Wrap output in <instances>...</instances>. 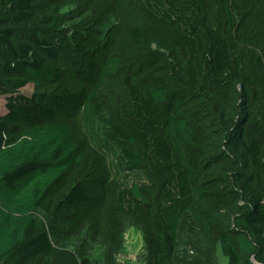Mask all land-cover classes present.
Returning <instances> with one entry per match:
<instances>
[{
    "label": "trees",
    "instance_id": "obj_1",
    "mask_svg": "<svg viewBox=\"0 0 264 264\" xmlns=\"http://www.w3.org/2000/svg\"><path fill=\"white\" fill-rule=\"evenodd\" d=\"M1 97L0 264H264V0H0Z\"/></svg>",
    "mask_w": 264,
    "mask_h": 264
},
{
    "label": "rangeland",
    "instance_id": "obj_2",
    "mask_svg": "<svg viewBox=\"0 0 264 264\" xmlns=\"http://www.w3.org/2000/svg\"><path fill=\"white\" fill-rule=\"evenodd\" d=\"M21 92L25 95L32 93V85H27ZM6 98H0V114L5 112ZM183 232L186 234L187 226H183ZM143 246V237L140 231L134 227H127L122 235L120 249L110 261L104 260L103 248L99 241L88 236L83 232L78 238L73 239L69 245L68 251L58 254L56 264H78L77 256H84L92 260H96L98 264H134L139 262V256ZM219 264H225L224 258L219 249L216 251ZM69 256V258H68ZM139 257V258H138Z\"/></svg>",
    "mask_w": 264,
    "mask_h": 264
},
{
    "label": "built area",
    "instance_id": "obj_3",
    "mask_svg": "<svg viewBox=\"0 0 264 264\" xmlns=\"http://www.w3.org/2000/svg\"><path fill=\"white\" fill-rule=\"evenodd\" d=\"M192 253V252H191ZM139 262H135L134 264H145L144 262H142V261H140V260H138ZM253 264H259L258 262H253Z\"/></svg>",
    "mask_w": 264,
    "mask_h": 264
}]
</instances>
